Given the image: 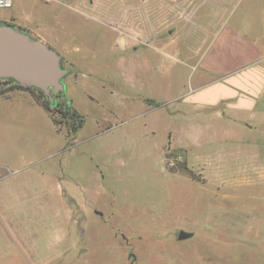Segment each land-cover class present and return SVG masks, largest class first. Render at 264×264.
Wrapping results in <instances>:
<instances>
[{"label":"rangeland","instance_id":"obj_1","mask_svg":"<svg viewBox=\"0 0 264 264\" xmlns=\"http://www.w3.org/2000/svg\"><path fill=\"white\" fill-rule=\"evenodd\" d=\"M121 1L0 8L3 23L46 26L45 43L79 70L64 83L85 118L69 134L34 97L14 109L0 98V264H264V117L254 130L225 119L207 128L177 112L170 81L187 87L192 69L140 35L142 0L130 12ZM165 1L149 20L186 15L177 33L210 14L208 0L187 12L185 0ZM110 7L124 30L106 27ZM206 33L190 34L194 48Z\"/></svg>","mask_w":264,"mask_h":264},{"label":"crops","instance_id":"obj_2","mask_svg":"<svg viewBox=\"0 0 264 264\" xmlns=\"http://www.w3.org/2000/svg\"><path fill=\"white\" fill-rule=\"evenodd\" d=\"M174 1L182 3L181 0ZM92 2L95 3L94 0H79L82 6ZM142 2L141 11L146 14V22L140 27V35L150 36L153 48L166 57H173L175 64H185L192 69L187 87L177 90L175 80L170 81L175 91L166 102L179 101L180 105L176 111L190 118L205 117L203 124L207 128L212 126L214 121L225 119L239 123L245 130L257 129L260 117H264V0H208V17H188L185 24L191 26L185 33H177L176 30L181 17L186 15H174L169 11L171 14L168 18H157V23L154 24L150 22L149 17L155 12L165 13L166 1ZM121 3L125 4L126 12L132 11L134 2L123 0ZM184 5L183 10L187 12L190 1L185 0ZM73 6L68 4V7L76 9L77 5ZM119 13L120 10L113 11L111 7L109 13H104V17L108 19L106 27L113 32L124 30L120 26V16H117ZM169 25L174 26L170 29V39L167 38L162 44H155L165 36L164 32L158 35L157 32ZM22 26L29 27L35 36L46 41V26H31L28 23ZM195 28H202L207 32L203 41L197 40L201 44L198 49L192 46L190 37ZM176 37L189 41L191 46L188 42L178 44ZM154 38L155 43L152 42ZM194 53L200 54L198 59L191 63L189 60L194 57ZM167 68L171 73L173 67ZM3 97L8 99L7 102L13 109L19 103L30 108L29 103L35 102L33 93L23 88L0 94V98ZM14 172L15 170L10 169L11 174Z\"/></svg>","mask_w":264,"mask_h":264},{"label":"water","instance_id":"obj_3","mask_svg":"<svg viewBox=\"0 0 264 264\" xmlns=\"http://www.w3.org/2000/svg\"><path fill=\"white\" fill-rule=\"evenodd\" d=\"M70 72L64 67L62 55L39 38L10 23L0 22V80L11 79L27 87L42 90L53 104V92L65 90L64 78ZM192 233L179 232V239Z\"/></svg>","mask_w":264,"mask_h":264},{"label":"trees","instance_id":"obj_4","mask_svg":"<svg viewBox=\"0 0 264 264\" xmlns=\"http://www.w3.org/2000/svg\"><path fill=\"white\" fill-rule=\"evenodd\" d=\"M75 75L79 74V70L70 67ZM5 85V86H4ZM16 88L27 89L29 87L21 85L14 82L11 79H1L0 80V94H4L10 90ZM35 100L44 107L45 110L50 114L53 122L57 125L59 130L63 129L64 123L68 128V133H77L85 123V118L79 113V111L74 107L72 99H70L65 91H59L56 93L57 103L53 104L46 94L38 93L33 94ZM60 114L61 120L58 119L57 115Z\"/></svg>","mask_w":264,"mask_h":264},{"label":"flooded vegetation","instance_id":"obj_5","mask_svg":"<svg viewBox=\"0 0 264 264\" xmlns=\"http://www.w3.org/2000/svg\"><path fill=\"white\" fill-rule=\"evenodd\" d=\"M0 22H2L1 20H0ZM23 27V26H22ZM24 29H26V30H28L26 27H23ZM29 32H30V30H29ZM32 37H34L31 33H29ZM36 38H39V37H37L36 36ZM40 39V38H39ZM62 60H63V62H64V67L65 68H68L69 70H70V72L69 73H71V72H73V70L70 68V67H67L66 65H65V60H64V58L62 57ZM68 73V74H69ZM74 73V72H73ZM67 74V75H68ZM67 75L65 76V78H64V80L66 79V77H67ZM65 84V83H64ZM27 90L28 91H30L31 93H35V94H38V93H42L43 91L42 90H40V89H36V88H33V87H29V88H27ZM65 92H66V90H64ZM44 93V92H43ZM54 93V95L56 96V92H53ZM45 94V93H44ZM67 94V93H66ZM68 96V95H67Z\"/></svg>","mask_w":264,"mask_h":264},{"label":"built area","instance_id":"obj_6","mask_svg":"<svg viewBox=\"0 0 264 264\" xmlns=\"http://www.w3.org/2000/svg\"><path fill=\"white\" fill-rule=\"evenodd\" d=\"M14 0H0V8H12Z\"/></svg>","mask_w":264,"mask_h":264}]
</instances>
